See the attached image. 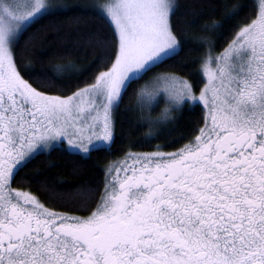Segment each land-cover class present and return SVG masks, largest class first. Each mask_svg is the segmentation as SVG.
<instances>
[{"label": "snow or ice", "instance_id": "1", "mask_svg": "<svg viewBox=\"0 0 264 264\" xmlns=\"http://www.w3.org/2000/svg\"><path fill=\"white\" fill-rule=\"evenodd\" d=\"M58 6L0 0V264H264V0L219 52L203 38L198 95L173 74L140 90L142 107L158 96L200 106L202 125L174 152L115 162L98 198L75 209L86 215L14 187L17 170L46 151L110 144L123 94L181 43L174 0H104L96 8L114 33L105 70L71 94H48L25 78L16 49Z\"/></svg>", "mask_w": 264, "mask_h": 264}, {"label": "trees", "instance_id": "2", "mask_svg": "<svg viewBox=\"0 0 264 264\" xmlns=\"http://www.w3.org/2000/svg\"><path fill=\"white\" fill-rule=\"evenodd\" d=\"M171 22L181 49L166 63L131 83L113 112V141L83 156L62 149L38 154L17 170L14 187L37 196L58 212L86 215L75 209L98 197L106 165L130 151L170 150L191 139L202 125L200 106H184L166 126L148 135L147 124L136 116L139 89L152 74L166 72L187 80L196 93L202 87V57L208 52L203 38L216 52L230 39L233 27L244 23L255 8L254 0H174ZM229 12L234 15L229 16ZM223 25L206 30L213 23ZM114 33L108 20L90 6L53 10L30 27L16 49L25 78L48 94H71L91 83L112 53ZM55 77V78H53Z\"/></svg>", "mask_w": 264, "mask_h": 264}, {"label": "rangeland", "instance_id": "3", "mask_svg": "<svg viewBox=\"0 0 264 264\" xmlns=\"http://www.w3.org/2000/svg\"><path fill=\"white\" fill-rule=\"evenodd\" d=\"M254 1H255L256 4L258 3V0H254ZM103 2H104V0H54V3H56L59 6L57 8H55V9H53V10L66 9V8H69V7H72V6H90L93 9H95L96 11H98L96 6L99 5V4H102ZM200 72H201V66H200ZM159 74H170V73L156 72V73L152 74L150 76V78L144 84L141 85V87L139 89V92H140V90L142 88L150 87L151 84L154 81V78L157 75H159ZM201 75H202V73H201ZM196 94L198 95V93H196ZM136 99L137 100H136V103H135V112H136L135 114H136L137 117H139L141 120H143L147 124V126H148V135H153V134H149V129H152L153 133H154L156 131V128H158L160 126H166L168 123H170L173 120L175 114H177L182 107H184V106L190 107V106L194 105V104H191V103H185V104L180 105L179 107H177V106H174V105L170 104L165 97H159L158 96L156 98V100L151 105L142 107V101L140 99H138V96H137ZM165 107L169 108L171 119H169L167 122H161L158 119V117H159V114L162 112V110ZM113 112H114V109H113ZM113 112H112V121H113ZM146 116H150L151 119H145ZM108 145L109 144H103V145H100L99 147L108 146ZM130 153L131 154H140V153H143V152L142 151L141 152H137V151L128 152V154H130ZM78 154L86 156L83 153H78ZM114 163L109 164L107 167H105V173H106L107 169L109 167H111Z\"/></svg>", "mask_w": 264, "mask_h": 264}, {"label": "clouds", "instance_id": "4", "mask_svg": "<svg viewBox=\"0 0 264 264\" xmlns=\"http://www.w3.org/2000/svg\"><path fill=\"white\" fill-rule=\"evenodd\" d=\"M141 95H144L142 92ZM145 119H151L150 116H146ZM158 119L161 122H167L169 119H171L170 110L169 108L165 107L162 112L159 114ZM149 134H154L152 129H149Z\"/></svg>", "mask_w": 264, "mask_h": 264}, {"label": "flooded vegetation", "instance_id": "5", "mask_svg": "<svg viewBox=\"0 0 264 264\" xmlns=\"http://www.w3.org/2000/svg\"><path fill=\"white\" fill-rule=\"evenodd\" d=\"M189 140H190V139H189ZM189 140H187V141L184 142L183 144L187 143ZM183 144H181L180 146H178V147H176V148L170 149V150H164V149H159V148H158V149H154V150H150V151H143V153H150V152H154V151H157V150H159V151H163V152H174V151L178 150L180 147H182ZM133 152H134V151H133ZM137 152H138V151H137ZM127 154H128V153H127ZM127 154H125V156H126ZM125 156H123V157L117 159V160L114 161V162H117V161L122 160ZM114 162H112V163H114ZM112 163H110V164H112ZM108 165H109V164H108ZM108 165H106V167H107Z\"/></svg>", "mask_w": 264, "mask_h": 264}]
</instances>
